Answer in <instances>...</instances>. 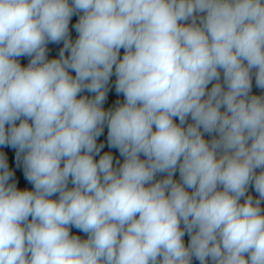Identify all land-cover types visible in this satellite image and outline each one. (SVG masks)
I'll list each match as a JSON object with an SVG mask.
<instances>
[{"label":"clouds","instance_id":"1","mask_svg":"<svg viewBox=\"0 0 264 264\" xmlns=\"http://www.w3.org/2000/svg\"><path fill=\"white\" fill-rule=\"evenodd\" d=\"M0 264H264V0H0Z\"/></svg>","mask_w":264,"mask_h":264}]
</instances>
